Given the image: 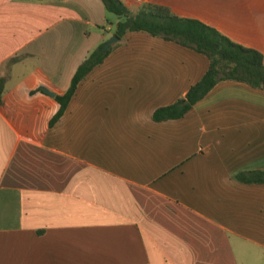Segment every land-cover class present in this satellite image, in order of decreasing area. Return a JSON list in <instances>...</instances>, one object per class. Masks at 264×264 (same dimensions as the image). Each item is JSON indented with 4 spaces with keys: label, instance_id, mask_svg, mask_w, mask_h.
<instances>
[{
    "label": "crops",
    "instance_id": "0c3cea01",
    "mask_svg": "<svg viewBox=\"0 0 264 264\" xmlns=\"http://www.w3.org/2000/svg\"><path fill=\"white\" fill-rule=\"evenodd\" d=\"M122 1L170 7L264 55V0ZM118 20L102 0H0V264H264V184L234 178L264 171V90L222 81L156 122L210 61L132 32L50 126Z\"/></svg>",
    "mask_w": 264,
    "mask_h": 264
},
{
    "label": "trees",
    "instance_id": "16d2710c",
    "mask_svg": "<svg viewBox=\"0 0 264 264\" xmlns=\"http://www.w3.org/2000/svg\"><path fill=\"white\" fill-rule=\"evenodd\" d=\"M106 10L118 17L115 36L119 42L103 51L106 43L97 48L77 69L68 91L57 95L59 111L50 126L64 115L78 85L115 50L128 33L144 32L205 55L210 66L200 81L194 84L184 98L176 103L157 109L153 120L164 122L178 120L222 81H236L264 90V55L259 50L240 44L224 35L215 27L196 18L180 17L170 7L145 4L133 13L122 0H102ZM5 80H0V104L3 103ZM42 90V89H40ZM234 178L244 184H264V171H245Z\"/></svg>",
    "mask_w": 264,
    "mask_h": 264
},
{
    "label": "water",
    "instance_id": "95a60500",
    "mask_svg": "<svg viewBox=\"0 0 264 264\" xmlns=\"http://www.w3.org/2000/svg\"><path fill=\"white\" fill-rule=\"evenodd\" d=\"M119 42V38L117 36H113L108 42H106L105 46L103 47V51L108 50L111 46ZM45 92L52 97L55 96V93L50 90H45Z\"/></svg>",
    "mask_w": 264,
    "mask_h": 264
},
{
    "label": "rangeland",
    "instance_id": "374dc122",
    "mask_svg": "<svg viewBox=\"0 0 264 264\" xmlns=\"http://www.w3.org/2000/svg\"><path fill=\"white\" fill-rule=\"evenodd\" d=\"M168 1H171V2L173 3V0H168ZM202 1H203V0H202ZM110 16L115 17L116 15L110 13ZM116 17H117V16H116ZM109 40H110V39H109Z\"/></svg>",
    "mask_w": 264,
    "mask_h": 264
}]
</instances>
